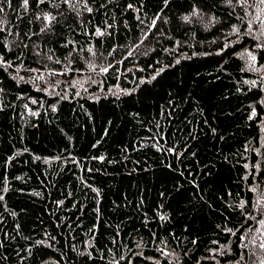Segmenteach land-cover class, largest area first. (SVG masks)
Here are the masks:
<instances>
[{
  "label": "trees",
  "instance_id": "obj_1",
  "mask_svg": "<svg viewBox=\"0 0 264 264\" xmlns=\"http://www.w3.org/2000/svg\"><path fill=\"white\" fill-rule=\"evenodd\" d=\"M0 8V264H264L261 0Z\"/></svg>",
  "mask_w": 264,
  "mask_h": 264
},
{
  "label": "snow or ice",
  "instance_id": "obj_2",
  "mask_svg": "<svg viewBox=\"0 0 264 264\" xmlns=\"http://www.w3.org/2000/svg\"><path fill=\"white\" fill-rule=\"evenodd\" d=\"M9 2H10V0H9ZM43 2H44V0H40V3H43ZM63 2L64 3H67V4H70L71 3V0H63ZM229 2H230V0H229ZM244 2H246V0H244ZM261 2L264 3V0H261ZM27 3H28V0H24V4L27 5ZM87 10L89 12L92 11L91 8H88ZM2 11H3V9L0 8V12H2ZM45 19L51 20V19H55V17L46 16ZM0 23H2V21H0ZM154 23L155 22H153V26H154ZM41 31H44V29H41ZM100 34L102 35L103 33H100ZM253 59H255V58L253 57ZM104 71H107V69H104ZM261 223H264V221H261ZM261 247H264V245H261Z\"/></svg>",
  "mask_w": 264,
  "mask_h": 264
}]
</instances>
